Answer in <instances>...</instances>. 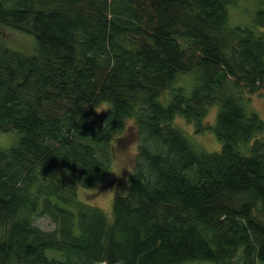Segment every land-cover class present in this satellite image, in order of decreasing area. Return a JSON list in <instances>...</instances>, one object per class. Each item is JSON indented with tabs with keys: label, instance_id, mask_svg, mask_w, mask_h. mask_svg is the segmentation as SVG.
Wrapping results in <instances>:
<instances>
[{
	"label": "trees",
	"instance_id": "obj_1",
	"mask_svg": "<svg viewBox=\"0 0 264 264\" xmlns=\"http://www.w3.org/2000/svg\"><path fill=\"white\" fill-rule=\"evenodd\" d=\"M231 2L0 0V25L36 45L0 47V132L20 133L0 148V264H264V120L243 105L264 96V32L231 26ZM178 115L221 149H197ZM130 119L138 152L110 221L82 193Z\"/></svg>",
	"mask_w": 264,
	"mask_h": 264
},
{
	"label": "rangeland",
	"instance_id": "obj_2",
	"mask_svg": "<svg viewBox=\"0 0 264 264\" xmlns=\"http://www.w3.org/2000/svg\"><path fill=\"white\" fill-rule=\"evenodd\" d=\"M229 24L231 26L249 27L257 33L264 32V0H232L227 5ZM259 18H263V22H259ZM7 46L16 50H22L30 53L35 50L36 45L33 36L24 32L12 29L7 26L0 25V47ZM248 94H246L247 96ZM250 99L243 103L247 112H256L262 120H264V96L260 93H252ZM108 104V105H107ZM102 103L97 108H109V103ZM95 108V109H97ZM94 111L91 113V120L94 123H100L103 119V113L97 114ZM219 105L210 106L206 115L202 119V124L216 123ZM172 124L178 128L188 140L197 148L210 152L219 151L221 142L218 140L213 129L198 130L196 121H188L182 116H176ZM18 130L8 132H0V148H9L19 138ZM137 134L135 131L134 120L130 119L127 122V128L118 136L111 145V169L108 175L96 186L87 189L82 193V198L85 202L100 207L112 219V204L117 196H125L130 191V174L132 172L135 158L137 155ZM115 173L116 175H114ZM115 190L117 195L113 193L105 194ZM127 193L123 194L122 193ZM90 200V201H87ZM254 214L264 220V203L257 201L254 205ZM35 224L43 230L51 231L56 228V223L53 222L47 215H39L35 219ZM49 256L59 257L57 252L48 251ZM240 256V252L238 257ZM182 264H215L210 261H194Z\"/></svg>",
	"mask_w": 264,
	"mask_h": 264
},
{
	"label": "clouds",
	"instance_id": "obj_3",
	"mask_svg": "<svg viewBox=\"0 0 264 264\" xmlns=\"http://www.w3.org/2000/svg\"><path fill=\"white\" fill-rule=\"evenodd\" d=\"M95 112H96L97 114H100V113H103V112H107V110H106L105 108H97V109H95ZM113 174L116 175L115 173H113ZM116 176H117V175H116ZM113 192H114V194L117 195L116 191H115V190H112V191L107 192V193L105 194V196H107L108 193H113ZM123 194H127V193L125 192V193H122L121 195H123Z\"/></svg>",
	"mask_w": 264,
	"mask_h": 264
}]
</instances>
